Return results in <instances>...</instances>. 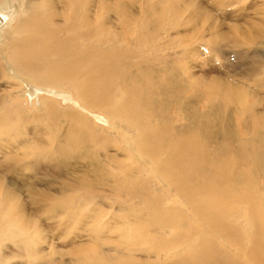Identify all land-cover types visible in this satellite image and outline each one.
I'll return each mask as SVG.
<instances>
[{"label": "bare ground", "instance_id": "bare-ground-1", "mask_svg": "<svg viewBox=\"0 0 264 264\" xmlns=\"http://www.w3.org/2000/svg\"><path fill=\"white\" fill-rule=\"evenodd\" d=\"M138 1L149 9L142 11L146 20L142 16L145 21L141 25L125 14L123 0H0V80L7 84L0 92V134H23L19 144L0 142V159L9 161L7 171L16 174L32 170L37 161L48 160L55 148L59 151L56 155L65 156L76 147L85 151L94 148L91 156H99L97 149L109 151L111 144L115 150L120 147L117 151L138 158L139 163L129 167L113 157L110 161L97 159L94 168L100 174L94 182L85 178L64 181L66 197L48 204V209L67 208L75 213L79 205L97 198L111 199L121 207L123 217L129 215L138 223L127 228L130 245L125 241L123 246L132 252L139 237L136 244L145 241L158 250L154 260L159 264H264V170L255 167L247 155L230 167L232 163L226 159L234 156L229 151L231 141L213 129L211 122L202 121L204 111L201 117L199 113V122L188 118L187 124L173 122L168 116L174 103L176 119L186 121V103L179 93L195 94V104L202 111L199 105L213 95L227 100L229 91L241 87L234 86L232 80L221 82L220 77L194 79L184 68L159 58L163 44L175 53L179 48L168 39L167 28V37H161L159 46L151 45L131 60L129 52L141 49L147 31L158 32L163 26L160 15L164 11L147 8L149 0ZM152 9L158 23H147ZM110 12L119 17L116 27H109ZM258 71L261 75L264 65ZM170 73L172 78H167ZM181 77L185 80L180 81ZM169 93L175 98L169 99ZM243 101L232 108L234 121L247 111ZM61 102H68L73 112L63 113L57 106ZM207 105L215 112L225 107V121L231 124L227 103H219L218 108L210 102ZM252 117L255 126L257 115ZM56 118L68 126L62 137L52 125ZM49 123L51 134L47 130L41 134L54 135L51 139L57 143H34L27 127L33 124L35 130L39 126L48 129ZM247 126L254 139L239 133L232 150L241 151L248 141L255 148L258 131L264 134L259 129L250 132V124ZM110 127L113 133L108 131ZM28 179L24 185L29 187ZM3 182L2 176L0 229L16 226L14 234H18L27 229L24 224L30 216L17 194L22 189L7 188L4 193ZM98 185L108 186L110 194L100 195L94 189ZM28 190L32 199V188ZM17 237L28 245L26 234Z\"/></svg>", "mask_w": 264, "mask_h": 264}, {"label": "rangeland", "instance_id": "rangeland-1", "mask_svg": "<svg viewBox=\"0 0 264 264\" xmlns=\"http://www.w3.org/2000/svg\"><path fill=\"white\" fill-rule=\"evenodd\" d=\"M173 1L176 3L174 4ZM123 3L127 8L125 14L132 19H137V24L141 25L146 20L142 11L149 9L144 8L138 0H123ZM148 6L147 8L150 9L157 7L164 11L160 15L162 18L160 23L163 26L158 32L147 31V39L141 44V49L133 48L129 52L128 57L131 60H136L147 47L159 46L161 37L164 36L167 28L168 35H165L172 40L170 42L173 47L179 48L175 53L169 45L163 44L164 50L160 53L159 58L168 60L175 68H184L183 72L193 74L194 79L220 77L221 82L228 79L232 80L234 86L241 87L229 91L231 96L228 98L230 99L226 100L221 95L215 94L209 100L214 108H218L219 103H227L229 106L227 108H230L229 113L232 114L231 124H227L225 121V107L223 111L215 112V110H208L210 109L207 105L209 102H204L199 105L202 108L201 111L200 107L195 104L197 102L196 95H187L186 92L178 94L186 103L184 109L186 121L181 117L176 119L178 113L175 112L174 103H172L173 109L168 116L173 119V122L181 120V123L187 124L188 118L199 122L204 111L205 117L203 116L202 121L207 124L211 122L212 124L209 125H212L213 129L216 128L220 134L225 135V139L231 141L229 151L234 156L226 159L232 163L231 166L229 165L230 167H236L239 164L236 161L240 162L239 160L247 155L246 157L254 163L255 167L264 170V134L260 131L257 135L260 137L255 138L258 139V143H255L257 147L254 146L257 151H250V148H255L249 141L245 146H242V152L237 150V153L236 150H232L240 138L238 137L239 133L243 134V138L254 139L253 135L248 134L247 125L250 124V132H253L254 129L264 130V117L261 118L259 115H264V72L262 71L260 75L258 71L264 65V0H149ZM150 12L152 18L147 23H158L154 10L152 9ZM107 16V19L111 20L109 27H116L119 17L112 12ZM152 28L154 29L155 26ZM126 30L127 28H125ZM130 31L132 30L130 29ZM70 35V31L67 30L66 37ZM191 37L196 39H191ZM185 52H187L186 55H184ZM259 54L262 55L259 56ZM167 78H172V73L168 74ZM184 80L185 78H180V81ZM5 86H7L6 81L0 80V92L4 90ZM167 96L169 99L175 98L171 93ZM243 99H245L247 111L240 112V118H236L234 121V109H236L237 103L244 102ZM58 104L57 106L60 107L58 108L64 111L63 113L73 112V108L68 105V102ZM242 106L246 108L244 104ZM232 108L234 109L232 110ZM254 113L259 121L255 126L252 124ZM81 115L84 116V114ZM84 117L92 121L90 117ZM64 121L62 118H56V121L52 122V125L57 127L58 137L65 135L68 129V126L65 127L66 124H63ZM45 127L48 129L39 126L40 132L34 129L33 124L27 127L33 142L40 144L41 140H44L45 143L56 144L57 142L51 139L55 137L54 135L51 137L41 134L45 130L51 134V124L49 123ZM108 129L110 131L112 128ZM110 132L113 133V131ZM4 140H12L19 144L23 141V134L20 131L9 136L0 134V142ZM111 146L109 151L97 149L100 153L99 156L97 154L99 158H96V153L91 156L94 148L85 151V149L76 147L71 149L66 156L62 153L56 155L55 153L59 151L55 148L54 155L50 156L48 160L37 161L32 170L16 173L17 175L7 171L11 163L1 157L0 177H4L1 190L5 193L7 188L20 187L22 190L17 191V194L20 201L26 206L30 219L27 224H24L27 229L21 230L18 234H14L13 228H17L16 226L0 229V235H2L0 236V264H159L154 260V255L158 253V250L154 251L145 241L137 243V245L136 241L139 237L134 240L132 252L123 246L125 241H128L127 243L130 245L129 240L131 239L128 238L127 228L130 229L138 223L136 220H131L132 217L129 215L124 214L123 217V213L119 210L120 206L110 201L111 199L97 198L91 203L79 205L74 210L75 213L73 210L70 212L67 208H56V211L53 212L48 209V204L66 197L63 194L65 190L61 185L64 181L85 178L87 181L89 179L90 183L94 182L95 176L100 174L94 168V162L97 159L110 161L113 157L129 167L134 163H139L138 158L126 157L122 152L117 151L121 149L120 147L115 150L114 145L111 144ZM78 150L85 151L86 154L78 152ZM90 150H92L91 153ZM251 152L255 154H251ZM91 158L95 160L91 161ZM111 170L115 171L112 168ZM230 170L237 171L234 168H230ZM27 179L31 185L29 187L33 191L32 199L28 185H24ZM94 189L103 197L110 194L108 186L98 185ZM43 194L46 198L48 197L47 201L42 200L44 199ZM75 194L79 193L75 192ZM121 214L123 218L120 216ZM115 215L118 218H115ZM136 216L140 218V214L137 213ZM3 224L6 223L3 222ZM10 230L13 231L9 232ZM133 230L131 233L136 234ZM24 234L27 235L26 240L28 238L27 246L23 245L21 237H17ZM166 250L169 253L168 249Z\"/></svg>", "mask_w": 264, "mask_h": 264}]
</instances>
